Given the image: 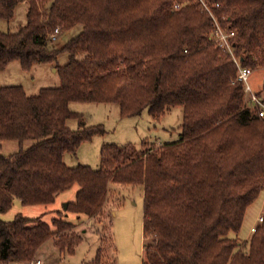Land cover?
Returning <instances> with one entry per match:
<instances>
[{"label": "trees", "instance_id": "trees-1", "mask_svg": "<svg viewBox=\"0 0 264 264\" xmlns=\"http://www.w3.org/2000/svg\"><path fill=\"white\" fill-rule=\"evenodd\" d=\"M235 30V55L243 66L264 67V0H209ZM29 2L27 23L0 30V71L19 61L24 71L58 63L61 84L29 94L0 84V213L19 199L49 205L78 186L76 198L51 223L42 216L0 218V263L32 262L56 239L61 259L83 240L79 223L107 218L110 185L144 189L142 264H264V221L246 247L237 237L248 208L264 191V119L245 105L233 57L215 46L211 16L195 0H0V20H12ZM179 4L178 9H174ZM81 25L62 48L50 34ZM264 102V84L258 91ZM71 102L117 103L122 117L148 110L160 119L183 107L182 136L162 145L105 144L101 168L70 167L66 153L105 133L103 125L74 130L82 115ZM4 140L21 148L2 153ZM32 141L25 148L23 144ZM93 264H104L101 254Z\"/></svg>", "mask_w": 264, "mask_h": 264}, {"label": "rangeland", "instance_id": "rangeland-1", "mask_svg": "<svg viewBox=\"0 0 264 264\" xmlns=\"http://www.w3.org/2000/svg\"><path fill=\"white\" fill-rule=\"evenodd\" d=\"M28 8L29 2L19 4L12 20H0V30L15 32L25 25ZM81 29L82 26L79 25L65 34H58V39L49 43L50 47L62 48ZM68 61L69 55L63 53L59 56L57 64H38L30 72L24 71L19 61L11 62L6 70L0 71V84L2 86L22 85L29 94H36L43 87H58L61 81L57 66H63ZM263 68L252 76L254 88L263 86ZM70 109L82 115L81 119L68 120L67 124L70 128L77 130L103 125L105 129V133L95 135L91 140L82 143L75 154H65L64 162L70 167L85 165L94 170L100 169L101 150L105 144L121 146L133 144L141 149L144 142L149 145L175 143L182 136V106L171 107L160 119H154L147 109L140 115L122 117L117 103L71 102ZM2 142V153L5 155L17 152L21 148L20 142L16 140ZM32 143L27 141L23 147L27 148ZM77 189L78 186H74L61 193L57 201L49 205H23L19 199H15L13 207L6 213H0V218L10 221L16 215L23 214L32 218L42 216L44 221L51 223L52 218L58 216L57 212L65 208L66 202L75 200ZM263 203L264 191L248 208L240 232L230 234L231 237L238 238L242 248L246 247L252 236L250 233L252 224L260 215L264 216ZM67 219L79 223L77 230L83 235V240L76 247L74 254H67L61 259V254L55 246L56 239H53L44 253L45 256L51 253V258L41 257L42 252H40L37 259L49 263L63 260L62 264H93L101 254L104 264H142L146 257V245H151L154 240L153 237L146 239L144 235V189L139 185L112 183L107 203V218L101 223H95L86 216L78 222L74 214H70Z\"/></svg>", "mask_w": 264, "mask_h": 264}, {"label": "built area", "instance_id": "built-area-1", "mask_svg": "<svg viewBox=\"0 0 264 264\" xmlns=\"http://www.w3.org/2000/svg\"><path fill=\"white\" fill-rule=\"evenodd\" d=\"M200 3L201 8L204 12L208 13L213 19L214 30L209 36V40L217 47H219L224 53H228L233 57L235 64L237 65V76L236 81L244 84L245 89V105L250 108H257V113L259 117L264 119V102L259 96L258 91L252 84V76L258 70L246 67L242 65V62L238 56L235 55V44L233 39L236 35L235 30L224 27L220 21V18L216 14V9L220 7V3H212L209 0H195ZM179 4L175 5L174 9H178ZM59 28L55 29L52 34H50V42L56 41L58 39ZM264 73V68H263ZM263 84H264V74H263ZM264 221V216L260 215L255 223L251 226L250 233L256 231L258 225ZM31 264H47L46 261L42 259H35Z\"/></svg>", "mask_w": 264, "mask_h": 264}, {"label": "crops", "instance_id": "crops-1", "mask_svg": "<svg viewBox=\"0 0 264 264\" xmlns=\"http://www.w3.org/2000/svg\"><path fill=\"white\" fill-rule=\"evenodd\" d=\"M26 89V88H25ZM256 90H260L261 89V87H257L256 86V88H255ZM27 90V89H26ZM29 93V92H28ZM64 158H65V156H64ZM263 208H264V203H263ZM262 208V209H263ZM253 225V224H252ZM50 243V241L48 242V243H46L45 245H44V247H43V249L41 250V252H42V254H41V257H46L47 259H50L51 258V253H48V254H50V255H47L46 254V256L44 255V253H46V247H47V245ZM56 251V250H55ZM53 253H54V251H53ZM63 263V260H59V262H57V263H55V262H47V264H62ZM0 264H31V262H26V263H23V262H13V263H0Z\"/></svg>", "mask_w": 264, "mask_h": 264}, {"label": "water", "instance_id": "water-1", "mask_svg": "<svg viewBox=\"0 0 264 264\" xmlns=\"http://www.w3.org/2000/svg\"><path fill=\"white\" fill-rule=\"evenodd\" d=\"M67 207V203H65V208Z\"/></svg>", "mask_w": 264, "mask_h": 264}]
</instances>
